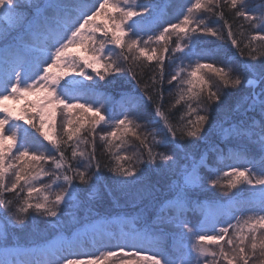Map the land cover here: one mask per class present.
Wrapping results in <instances>:
<instances>
[{
	"label": "trees",
	"instance_id": "1",
	"mask_svg": "<svg viewBox=\"0 0 264 264\" xmlns=\"http://www.w3.org/2000/svg\"><path fill=\"white\" fill-rule=\"evenodd\" d=\"M125 1L131 13L106 0L14 4L22 22L0 38V62L16 55L18 64L24 53L30 64V49L45 46L46 76L108 97L110 114L136 104L139 118L133 132L99 143L78 144L54 126L51 142H41L69 199L50 207L34 190L2 184L0 264H58L102 247L128 252L121 244L164 251L152 264H264V0ZM106 13L93 33L84 28ZM54 44L66 48L62 55ZM85 46L91 62L74 56ZM217 205L233 216L222 217L226 236L208 241L200 219ZM192 225L209 252H194Z\"/></svg>",
	"mask_w": 264,
	"mask_h": 264
},
{
	"label": "rangeland",
	"instance_id": "2",
	"mask_svg": "<svg viewBox=\"0 0 264 264\" xmlns=\"http://www.w3.org/2000/svg\"><path fill=\"white\" fill-rule=\"evenodd\" d=\"M21 1L24 2V0H6L2 4L0 0V14L2 16L0 18V38L12 32L22 22V16H19V13H22L21 9L18 10L19 13L14 9V4L19 5ZM104 4L112 10H119L125 14L134 10L126 4L125 0H106ZM85 18L86 10L80 12L78 19L84 22ZM110 18L106 13L103 17L96 18L94 22L87 20L84 28L87 27V31L93 33L94 27ZM141 26L136 25L133 28H140ZM71 36H73V33L70 34ZM88 40L89 38H87ZM44 47L37 45L35 48L30 49V64H22L27 57L24 53L21 54L22 60L18 64H16V61L19 57L16 55L14 57L10 56L8 63L0 62V186L3 184L5 188L18 186L27 190H34V192H38L39 197L44 199L46 203L48 202L50 207H57V199L61 198L64 201V197L68 198V194L66 195L62 187L56 186L59 182L56 183L53 176L56 177L57 173L54 167L49 164L50 159H53L54 152L46 148L41 140L46 144L47 141L51 142L48 133L51 132L53 135L55 125L59 130L57 134L62 130H66L78 144L85 143L87 140L93 143H99L106 139L110 140L130 133V131L133 132L134 127L132 126L138 124L139 112L137 110L138 106L131 104L130 106H124L112 118L111 115L115 114L113 112H111L112 114L109 113L111 108L108 97L68 90L65 85H61L60 82L54 79V74H51L53 68L48 63L50 54H44L46 51ZM89 48V46H85L81 52L74 54V56L82 57L85 62H91L92 57L88 54ZM97 48H99L97 51L100 53V45ZM64 49L66 48L60 49L58 44H54L52 52H55V55L60 53L62 55ZM95 50L94 48V52ZM103 50L104 48L102 52ZM106 53L114 55L112 50H108ZM103 54L108 56L104 52ZM93 60L95 59L93 58ZM93 63L94 70H98L100 63ZM84 67L88 68V66ZM46 69H51L47 76L45 75ZM76 73L77 70L74 69L73 74ZM249 83H255V80H251ZM128 122L129 124H127ZM29 133H33L38 137L37 140ZM52 147H54V143ZM248 170L252 171V165L248 166ZM38 179H41L44 183L39 184ZM226 214L228 219L233 216L231 212L225 211L222 206L217 205L206 209L200 219L201 230L199 235L208 241L226 236L228 227H225L227 225L226 221L222 220V217ZM260 221L264 225V214L263 216L260 215ZM58 226L63 227L62 225ZM181 230L183 232V229ZM192 230L193 225L188 226L186 233L188 237L195 241L191 243L194 252L199 249L208 251V245L199 246L196 243L197 236L195 232L192 234ZM120 249L128 252L115 253L118 251L117 247H102L97 254L88 252L79 256L70 255L55 263L152 264V258L154 261L155 259L161 261L166 256L164 251L163 253H154L149 249L137 248L135 250V245L121 244ZM237 252L238 250L234 253L237 254ZM221 254L223 253L221 252ZM262 254H264V247ZM184 258L178 259L177 264H192V261L189 262ZM51 263L53 264V262ZM220 263V261H216L214 264ZM230 264L234 263L231 262Z\"/></svg>",
	"mask_w": 264,
	"mask_h": 264
}]
</instances>
